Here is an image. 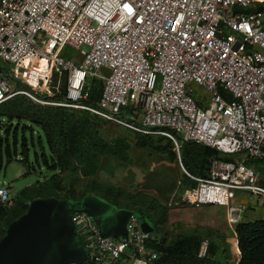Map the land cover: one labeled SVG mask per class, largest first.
<instances>
[{"label": "built area", "instance_id": "obj_1", "mask_svg": "<svg viewBox=\"0 0 264 264\" xmlns=\"http://www.w3.org/2000/svg\"><path fill=\"white\" fill-rule=\"evenodd\" d=\"M64 47L77 55H61ZM6 65L23 84L34 76L41 85L34 94L11 93ZM90 79L102 88L97 105L84 107ZM17 93L166 136L177 151L174 136L239 154L212 160L206 179L181 166L196 187L175 205L226 207L234 227L242 220L241 208L230 204L234 191L264 198L248 165L264 162V0H0V103ZM0 206H13L8 187H0ZM71 221L88 264H119L125 256L130 264H154L158 257L147 246L153 234L142 232L134 216L118 238L103 236L85 213H71ZM207 247L201 244L198 257Z\"/></svg>", "mask_w": 264, "mask_h": 264}, {"label": "trees", "instance_id": "obj_2", "mask_svg": "<svg viewBox=\"0 0 264 264\" xmlns=\"http://www.w3.org/2000/svg\"><path fill=\"white\" fill-rule=\"evenodd\" d=\"M102 82L90 79L84 86L83 93L86 99L81 104L96 106ZM25 87L16 89L13 93L24 91ZM60 100V97L57 96ZM108 120L90 114L87 111L74 110L66 107L39 106L23 94H14L0 103V169L3 155L6 164L12 161L11 153L17 157V132L22 134L30 132V145L35 148L33 134L36 135L37 151H33L32 159L29 157L28 141L24 135L21 139V156L17 160L27 173L44 168L49 175L35 183L30 188L19 192L17 199H23L36 191V195L23 204L22 211L13 210L7 217L8 210L0 206V238L4 229L10 222L22 215L30 201L36 198L56 197L58 199L79 200L87 195L98 196L118 208H124L141 213L154 224L152 233L154 239L147 242V246L157 253L154 264H227L225 257L217 259L218 248L209 243L204 257H198L202 239L197 235L179 236L167 242L157 238V224L151 219L147 207H130L127 203H119L120 193L111 195L98 191L77 194L73 183L77 178H93L99 168L103 157H115L124 160L127 157L128 144L120 138L108 142L99 133V124ZM110 122V121H108ZM138 125L135 121H130ZM113 123V122H112ZM37 129V131L35 130ZM12 134L13 151L9 147V136ZM139 147L154 148L157 152L175 161L177 155L171 139L159 135L153 139L152 135L136 133ZM179 148V159L183 169L192 177L206 179L208 177L211 161L214 159L229 160L218 157L219 153L207 146L193 142H183L174 136ZM154 142H164L162 146H155ZM95 183V182H94ZM93 183V185H95ZM196 182L182 173L179 179V191L176 198L187 190L194 189ZM128 199V198H127ZM13 207V206H12ZM10 209V208H9ZM19 212V213H18ZM74 211L71 210V213ZM234 237L237 251V264H264V219L242 222L234 226ZM221 254V253H220ZM91 264V263H90Z\"/></svg>", "mask_w": 264, "mask_h": 264}, {"label": "rangeland", "instance_id": "obj_3", "mask_svg": "<svg viewBox=\"0 0 264 264\" xmlns=\"http://www.w3.org/2000/svg\"><path fill=\"white\" fill-rule=\"evenodd\" d=\"M80 49L86 48L81 47ZM64 52L71 53L72 51L64 47L60 54L63 55ZM72 53L73 55H77L75 52ZM77 61H80V58H77ZM5 68L6 72L3 75L11 86V93L16 89L25 87L24 90L34 94L35 83L39 86L42 83L40 77L36 79L34 76H30V79H27V85L23 84L19 78L14 76L10 66L6 65ZM98 73L107 74L104 69H100ZM19 75L21 77L27 76L26 70L20 69ZM197 91L201 92L200 89H197ZM50 92L52 93L53 89H50ZM46 94L45 92L44 95L46 96ZM56 97H53L54 101H61V99L59 100ZM81 105L84 107H95L89 104ZM74 110L87 111L84 109ZM87 112L93 114L90 111ZM98 129L100 135L108 142H112L117 138L123 139L128 144L126 149L127 157L124 160L115 157H103L93 178L75 179L73 186L77 194L90 191L105 192L111 195L120 193L119 203H127L130 207L136 208L147 207L151 219L156 221L157 224V238L165 239L169 242L179 236L197 235L202 239L201 244L207 242V244L211 243L218 248L217 259L222 260V257H225L227 264H235L237 251L235 250L234 227L227 221L226 207L211 206L195 208L192 206L185 207L183 205L184 207H180L179 205H175L178 202L175 195L179 191L180 175L184 173L179 163V152L177 150L174 149L177 159L171 161L166 155L157 152L154 148L139 147L135 135L136 131L132 129L108 121L99 124ZM35 130L37 131V129ZM22 135L28 141L30 159H32L33 151H37L35 133L33 134L35 148H33L29 143L30 132L25 131L22 134L18 130L16 137L17 157L14 156V153H11L12 161H8L6 164V157L3 155V164L0 169V187H8L10 197L13 199H16L19 192L24 189L30 188L32 190L37 181L49 175L42 167L41 169H36L35 172L31 171L27 173L22 164L17 161L21 156ZM152 136L155 139L159 135ZM12 140V134H10L9 147L11 151H13ZM163 144L164 142H154L155 146H162ZM218 157L233 160L238 159L239 154H219ZM248 165L256 172L258 183L264 188V162L251 160L248 162ZM35 195L36 191L28 194L23 199H17L18 204L14 203L10 209L6 208L8 210L7 217L12 214L13 210L22 211V205L26 204L29 198ZM263 202V197H255L243 191H234V197L230 200L232 206L241 208L242 222L264 219Z\"/></svg>", "mask_w": 264, "mask_h": 264}, {"label": "water", "instance_id": "obj_4", "mask_svg": "<svg viewBox=\"0 0 264 264\" xmlns=\"http://www.w3.org/2000/svg\"><path fill=\"white\" fill-rule=\"evenodd\" d=\"M71 210L91 217L105 237L124 236L130 216L137 218L142 232L155 230L145 215L118 208L98 196L36 198L0 238V264H88L87 252L76 239Z\"/></svg>", "mask_w": 264, "mask_h": 264}, {"label": "crops", "instance_id": "obj_5", "mask_svg": "<svg viewBox=\"0 0 264 264\" xmlns=\"http://www.w3.org/2000/svg\"><path fill=\"white\" fill-rule=\"evenodd\" d=\"M181 207V206H180ZM184 207V206H183ZM186 207V206H185ZM201 207H211V206H208V205H205V206H201ZM200 208V207H198ZM235 250H236V242H235ZM237 258H238V255H237ZM221 259V258H220ZM237 262V259L235 261V263ZM119 264H130V261L129 259L127 258V256L124 257V259L119 263Z\"/></svg>", "mask_w": 264, "mask_h": 264}, {"label": "snow or ice", "instance_id": "obj_6", "mask_svg": "<svg viewBox=\"0 0 264 264\" xmlns=\"http://www.w3.org/2000/svg\"><path fill=\"white\" fill-rule=\"evenodd\" d=\"M124 7L127 8L129 12L132 11V9L127 4H125Z\"/></svg>", "mask_w": 264, "mask_h": 264}]
</instances>
